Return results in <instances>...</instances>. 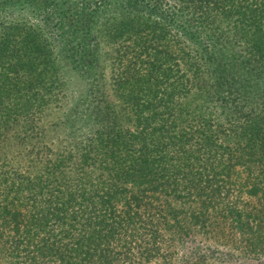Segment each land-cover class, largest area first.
Returning a JSON list of instances; mask_svg holds the SVG:
<instances>
[{
  "label": "trees",
  "instance_id": "trees-1",
  "mask_svg": "<svg viewBox=\"0 0 264 264\" xmlns=\"http://www.w3.org/2000/svg\"><path fill=\"white\" fill-rule=\"evenodd\" d=\"M0 264H264V0H0Z\"/></svg>",
  "mask_w": 264,
  "mask_h": 264
},
{
  "label": "rangeland",
  "instance_id": "rangeland-1",
  "mask_svg": "<svg viewBox=\"0 0 264 264\" xmlns=\"http://www.w3.org/2000/svg\"><path fill=\"white\" fill-rule=\"evenodd\" d=\"M109 71H110L109 70V65H108V63H105V65H104V77H103L104 79H103V81L106 84V87L105 88L110 93V88H109L110 73H109ZM76 78H77V80H79L78 77H76ZM75 84H76V80H75V83L72 85V88L75 86ZM59 92H60V90H58V94H59ZM64 103H65L64 100H60V98H58V105H60V108L57 107V106H55L54 108H52L51 115H50V119L51 120H57V119H59V117L62 116V114L64 113L63 112L64 111ZM54 105H57V104H54Z\"/></svg>",
  "mask_w": 264,
  "mask_h": 264
}]
</instances>
